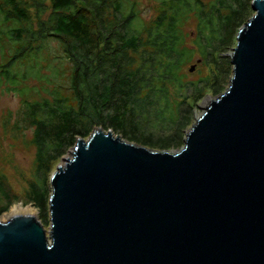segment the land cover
Segmentation results:
<instances>
[{
  "label": "water",
  "instance_id": "water-1",
  "mask_svg": "<svg viewBox=\"0 0 264 264\" xmlns=\"http://www.w3.org/2000/svg\"><path fill=\"white\" fill-rule=\"evenodd\" d=\"M238 28L229 86L177 153L94 129L49 174L38 218L0 220V264H264V0Z\"/></svg>",
  "mask_w": 264,
  "mask_h": 264
},
{
  "label": "trees",
  "instance_id": "trees-1",
  "mask_svg": "<svg viewBox=\"0 0 264 264\" xmlns=\"http://www.w3.org/2000/svg\"><path fill=\"white\" fill-rule=\"evenodd\" d=\"M154 1L157 12L145 20L135 0H0V79L20 96L23 121L32 127L36 170L24 192L44 217L49 161L94 126L123 132L129 122L130 132L122 133L128 141L163 150L179 144L191 123V107L183 106L186 92H201L199 83L209 82L207 74L186 80L182 67L231 43L251 5V0ZM192 16L196 24L188 43L190 32L182 28ZM50 41L68 62L62 71L66 86L51 80L59 71L43 57ZM44 67L51 71L42 72ZM34 79L52 86L44 87V97L30 99L32 87L22 85ZM212 88L220 94L225 84ZM144 122L153 133L168 131L164 141L151 144V133L139 139L134 131ZM3 179L0 173V213L13 198Z\"/></svg>",
  "mask_w": 264,
  "mask_h": 264
},
{
  "label": "rangeland",
  "instance_id": "rangeland-1",
  "mask_svg": "<svg viewBox=\"0 0 264 264\" xmlns=\"http://www.w3.org/2000/svg\"><path fill=\"white\" fill-rule=\"evenodd\" d=\"M136 4L139 7V16L145 20L153 17L157 12V3L154 0H135ZM243 19L247 21L253 15V11L251 10V5L249 8L243 11ZM196 24L195 17H190L185 24L183 25L185 34L189 33V36L186 37L188 43H191V37L194 35V26ZM236 40L233 38V41L221 49L214 52L212 57L207 58L205 61H195L194 58L191 62L184 65L182 68V72L185 73L184 78L187 79H196L200 76L206 75L208 77L209 82L207 84L199 83V87L201 88V92L194 93L189 88L186 92L188 98L186 102H183V106L187 105L191 107V115L190 120L191 123L182 130L184 133L181 141L179 144L170 146L167 149H161L160 147H149L147 145H141L146 148H150L156 151H168L171 153H177L183 146L185 139H186V132L191 128L192 124L195 123L196 118L205 111L208 103L215 99L219 94L213 93L212 85H218L220 82L225 84L226 89L230 84V77L232 73V66L229 63V66H226V61H230V55L232 48L235 46ZM59 47L57 46L55 41H50L47 44V50L43 57L47 60V64L53 65L59 71V74H56V78L51 76V80L55 81L56 84H62L66 86L67 80V73L62 72L65 71L68 67V62L62 58L60 55ZM197 57V55H196ZM46 64V65H47ZM61 70V71H60ZM51 71L49 67L43 68L44 73H48ZM55 76V75H54ZM22 85L32 87V91L29 95L31 98H40L41 96L44 97L45 91L44 87L47 85L48 87H52L51 85L45 84L43 80H29L27 82L22 83ZM6 87H10L8 84H5L4 80L0 79V173H2L5 181V188L13 198L9 201V209L0 213V219L5 220L6 216L12 214L15 208H28L31 207L35 210L33 216L38 218L39 221L42 219L43 221V229L46 231V235L49 238V217L48 213L47 216L44 217L38 211L37 207L31 204V202L26 200L24 190L28 186L31 180H34L33 173L36 170V165L34 162L35 159V152H34V145H32L31 141V134H32V127L27 124L26 121H23L21 107L22 103L20 100V96L17 92H14L11 89ZM183 114H186L185 112ZM125 133L129 131V122L124 125ZM143 127L135 134L138 136L139 139L146 138L150 134L153 135L151 139V144H156L155 141H159L160 139L164 141V138L168 135V131L163 132H156L149 128L148 123H143ZM102 127L94 126V129H98ZM92 130V131H93ZM104 131H108L110 129H103ZM126 130V131H125ZM121 131L113 132L110 131L112 135L120 136L122 139L127 140ZM130 132V131H129ZM90 134V133H89ZM170 135V134H169ZM88 136V135H87ZM84 137L87 139L88 137ZM128 141V140H127ZM132 142V141H130ZM64 152L57 157L56 159L50 160L49 171L47 172L46 176L49 177L50 172L54 171L56 167V163H60L61 157H71L72 155V146L66 147ZM49 182V178H48ZM2 200L1 203H3ZM49 210V209H48ZM41 222V221H40Z\"/></svg>",
  "mask_w": 264,
  "mask_h": 264
},
{
  "label": "bare ground",
  "instance_id": "bare-ground-1",
  "mask_svg": "<svg viewBox=\"0 0 264 264\" xmlns=\"http://www.w3.org/2000/svg\"><path fill=\"white\" fill-rule=\"evenodd\" d=\"M13 213L12 214H29V215H33L35 210L31 207H28V208H15L14 211H12ZM1 220V219H0ZM3 221V220H2Z\"/></svg>",
  "mask_w": 264,
  "mask_h": 264
}]
</instances>
